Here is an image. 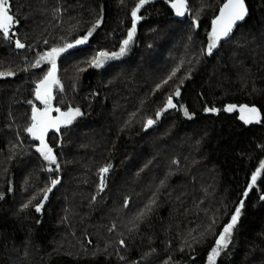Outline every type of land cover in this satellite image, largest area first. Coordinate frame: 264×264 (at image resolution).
I'll list each match as a JSON object with an SVG mask.
<instances>
[{
    "label": "trees",
    "instance_id": "trees-1",
    "mask_svg": "<svg viewBox=\"0 0 264 264\" xmlns=\"http://www.w3.org/2000/svg\"><path fill=\"white\" fill-rule=\"evenodd\" d=\"M140 1L8 0L14 24L8 38L0 34V264H115L88 250L98 239L93 222L107 216L100 199L109 187L100 188L102 195L95 191L96 200L87 192L90 181L108 174L100 169L97 177L92 170L105 165L116 136L121 145L110 154L117 174L112 198L130 176L115 245L126 257L118 264H264V0H244V19L211 54L212 21L226 0H185L190 14L184 21L174 17L176 0H151L142 12L143 48L127 61L131 71L123 61L103 69L90 65L88 56L118 49L128 39ZM169 22L176 28L166 39L164 28L159 34L155 28ZM188 32L196 45L187 43ZM53 48L66 51L55 61L59 83L51 90V115L59 116V108L79 109L80 116L70 127L46 132L56 158L50 166L27 129L33 107L45 108L36 89L52 67L41 57ZM156 50L160 63L150 57ZM151 88V103L144 106L151 107L148 121L154 124L143 132L130 112L135 103L143 106ZM169 97L173 110L166 109ZM242 107L258 108L262 120L245 122ZM123 124L128 133L120 134ZM169 171L170 181L162 177ZM162 184L167 191L151 212ZM135 208L140 213L131 214ZM237 209L227 245L209 259ZM77 225L78 237L72 232ZM79 243L83 257L74 251Z\"/></svg>",
    "mask_w": 264,
    "mask_h": 264
},
{
    "label": "rangeland",
    "instance_id": "rangeland-1",
    "mask_svg": "<svg viewBox=\"0 0 264 264\" xmlns=\"http://www.w3.org/2000/svg\"><path fill=\"white\" fill-rule=\"evenodd\" d=\"M149 3H151V0H144V2H143V4H141V1H140V3H139V10L137 11V17H138V19H135V32H134V34H133V37H132V40L129 42V44L126 46V48H125V51H124V53L123 54H120V50H121V48L122 47H125L124 46V44H123V42L125 41V40H127V38L121 43V45H120V47L118 48V49H115V50H112V51H108V52H106V51H100V52H98L96 55H92V56H88L87 58H86V60L87 61H89L90 62V65H92V66H94L95 68H97V69H103V68H105L107 65H109V64H111V63H114V62H124V63H126L127 61H129L130 60V57L134 54V51H135V48L137 47V48H143V38H142V40L140 39V35H141V33H140V30H141V26H142V23L146 20V17H144V15L142 14V12L143 11H146V7L148 6V4ZM137 9V6H135L134 8H133V10H132V12L134 11V10H136ZM197 11H198V8H197ZM190 14V13H189ZM131 17H132V22L130 23V29L128 30V33L132 30V28H133V23H134V18H133V16H132V13H131ZM175 17V16H174ZM176 18V17H175ZM184 26V28H187L188 27V25L187 24H184L183 25ZM162 28H164V30L166 31V39H170V38H172V32L174 33V29L176 28V25L174 24V22L172 23V22H169L168 24H165L164 25V27H160V28H155V29H157L156 30V32H157V34H159V32H160V29H162ZM153 30V28L151 29V28H149L148 29V32L146 33V35H150L151 34V31ZM191 31V30H190ZM155 32V33H156ZM178 32H180L179 30H178ZM158 38V37H157ZM181 38V42H183V39H182V37H180ZM210 38H211V42H212V31H211V35H210ZM164 39V38H163ZM188 41H193V45H196L197 43H195L196 41H195V38L193 37V35L190 33V32H188V35H187V43H188ZM150 42H152V40L151 41H148V42H146L145 44H146V46H145V48H148V47H150L149 46V43ZM210 42V43H211ZM151 44V43H150ZM190 48H191V46H189ZM201 47H202V45H201ZM172 49H173V47H172ZM66 51V49H63V51H61V52H59L56 56H55V61H57V58L59 57V56H61V54L63 53V52H65ZM212 51H213V49H212ZM211 51V52H212ZM107 53V56H103V57H101L100 56V53ZM160 53L161 52H158V50H156V52H154L150 57H152V58H154V59H158V63H160ZM114 54H116V55H114ZM144 56H146V57H148V54H144ZM85 60V61H86ZM97 60H100L101 61V63H100V65L99 66H95V62L97 61ZM141 62L142 63H144V62H146L145 61V57H144V59L143 60H141ZM128 64L125 66L127 69L125 70V71H131L130 69H128V67L129 66H131V65H129V63L130 62H127ZM151 66V65H150ZM149 66V67H150ZM147 69L148 67H142V66H140L139 65V70L141 69ZM134 70H136V69H134ZM118 72V71H117ZM138 71H136V73H137ZM116 73V72H115ZM135 73V71H133V74ZM125 76V74H124V71H123V69H121L120 70V72L118 73V75H117V80L115 81V82H117L119 85H121V83H122V80H124V79H122L123 77ZM122 79V80H121ZM114 82V83H115ZM118 85V86H119ZM150 91H152V92H150V94L148 95V96H150V95H153V89L151 88V90ZM151 97L152 96H150V97H148V99L145 97L144 99H143V102H142V105L143 106H141V107H139V106H137L138 105V103H135V106H133V107H131V112L130 113H132V109H133V114H132V116L135 118V122L133 121V120H131L130 122L132 123V121H133V123H137V127L139 128L140 126V128H142V131L143 132H146V127H147V129L148 128H151V127H149V126H147L148 125V114L150 113V109H151V107H146V106H144V103H145V101L147 102V103H151L150 102V100H151ZM140 98V97H139ZM135 100H136V96L134 97V99H133V102H135ZM140 100H142V99H139V102H140ZM134 104V103H133ZM137 107H139V108H137ZM136 109V110H135ZM73 110V109H72ZM152 112V111H151ZM79 116L80 115H78V116H76L73 120H72V122L70 123V124H61L62 126H64V127H70L73 123H74V121L75 120H77L78 118H79ZM130 117H131V115L130 114H128V119H130ZM126 124H127V122H126ZM154 124V123H153ZM129 125V124H128ZM127 125V126H128ZM166 127V126H165ZM118 133H120V134H124V133H128V128L127 129H124V124L123 125H121V126H119V132ZM119 137V136H118ZM118 137L116 136L115 138H114V140L111 142V145H109V146H107V149H108V147H109V149H108V151H105V153H106V161H105V165H102V166H98L97 167V165L95 166V170H92L93 172H92V174H94L95 172L97 173V177H98V173H99V170L100 169H104V168H107L108 169V171L106 172V173H108V174H105V176H103L102 175V177L103 178H101L100 180H98L97 179V181H96V179L94 180V181H96L95 183H94V181L93 182H89L88 183V185H89V191L87 192L88 193V197L90 196H92V198L93 199H95L96 200V196H98L97 194H95V196H94V192L95 191H97V192H100V195H102L104 192L103 191H100V188H102L103 187V185H108V187H109V190H108V192L106 193V195L102 198V199H100V201H101V207L103 208V209H105L106 210V212H107V216H106V214L105 215H102L100 218H99V216H98V220H97V222L95 221V222H93V224L92 225H94V228H95V230L94 231H96L97 232V235H96V237L98 238L97 239V242H96V244L94 245V248H92V249H88L89 250V252H90V254L93 256V257H95V258H100V257H104L105 259H112L113 260V262L115 263V264H118L119 262H124V257H126V253H125V255L124 254H122L123 252H121L120 250H117L116 248H115V245H116V239H117V237H116V233H118V232H120V226L118 227V222H120V220H121V215H122V200H123V198H124V195L123 194H125L124 192H126V188H127V186H128V184H129V181H130V176H129V174L128 175H126L122 180V183H123V187H122V189H119L120 191H116L114 194H113V198H112V191H115L114 190V185H113V181H112V179H116V177H117V174H115V172H116V167L114 166L115 164L114 163H112V161L110 160V154H111V152L113 151V149L114 150H117L118 149V147H120V145H121V143H120V141H118ZM49 147V146H48ZM50 148V147H49ZM104 148V147H103ZM102 148V149H103ZM102 149H97V152H99L100 153V155H102ZM134 154V153H133ZM99 158H100V156H99ZM109 159V160H108ZM47 161V163H49L50 164V166H52L53 165V163H51L50 161H48V160H46ZM109 161V162H108ZM107 162H108V164H109V166H107L106 167V164H107ZM107 164V165H108ZM50 166H49V168H50ZM168 177L166 176V174L164 173L163 175H162V177H165L166 179H168L169 181H170V179H171V177H172V172L171 171H169L168 173ZM52 186H53V183H52ZM53 188V187H52ZM119 188V187H118ZM163 189H166L165 187H163V184H162V186H161V189L160 190H157L156 191V193H155V196H156V198L154 197L153 198V202H152V204H151V206L150 207H148L147 208V210H152L151 212H153V211H155V209H157L158 207H160V205H161V202L159 201V194L160 193H163V192H166L167 190H165V191H163ZM87 190H88V186H87ZM92 190V191H91ZM96 193V192H95ZM127 193V192H126ZM94 196V197H93ZM87 197V199H85L87 202H88V198ZM100 197V196H99ZM48 198H49V196H46V198H45V201L43 200V202H42V205H44V203L45 202H47V200H48ZM76 198H78V197H76ZM85 198V197H84ZM92 198H90L89 199V202L92 204V203H95V202H92L91 201V199ZM156 199H157V203H156ZM94 200V201H95ZM104 206V207H103ZM156 206V207H155ZM134 211H137V212H139L140 213V210L139 209H136L135 208V210L133 209L132 210V212H131V214H133V212ZM109 212V213H108ZM145 214H147L146 212H144V211H142L141 212V216H143V215H145ZM128 215V214H127ZM90 220V219H89ZM87 221V220H86ZM83 228L84 227H82V226H80V229H82V231L84 232V230H83ZM78 229H79V226L77 225L76 227H74V229H73V233H76V231H78ZM79 234H80V232L78 231L77 233H76V237H78L79 236ZM124 236H126V235H123V234H121V237H124ZM102 237H104L103 238V241L100 243V238H102ZM120 238V236L118 235V239ZM81 248H80V243L78 244V245H76V246H74V251H76V255L78 256V255H80V257H83L82 256V254H81V250H80ZM219 251V250H218ZM88 252V251H87ZM98 252V253H97ZM220 252V251H219ZM80 253V254H79ZM83 253V252H82ZM96 253H97V255H96ZM150 253L151 252H149V251H144V256H146L147 257V259H146V261L148 260V257L150 256ZM123 259V260H122ZM148 262H146V264H147Z\"/></svg>",
    "mask_w": 264,
    "mask_h": 264
},
{
    "label": "snow or ice",
    "instance_id": "snow-or-ice-1",
    "mask_svg": "<svg viewBox=\"0 0 264 264\" xmlns=\"http://www.w3.org/2000/svg\"><path fill=\"white\" fill-rule=\"evenodd\" d=\"M144 0H141V4H143ZM172 7L176 9L177 15H183L184 14V7H185V0H176L172 4ZM139 10V6H137V9L132 12V16L134 18L133 28L128 33V39L123 42L125 47H122L120 50V54H123L125 51L126 46L129 44V42L132 40L133 34L135 32V19H138L137 17V11ZM247 14V9L244 3V0H226V2L223 4V6L219 10V15L212 21V42L208 46L209 54H211V51L213 48L217 46L219 41L222 38H225L229 35V33L232 31L234 25L237 21L243 20L245 15ZM14 24V17L12 14H10V6L8 4V0H0V34H2L3 38H8L10 29ZM91 33H89L90 35ZM87 38L85 37V40ZM84 40H78L77 43H84ZM16 47L23 48L24 45L21 44L19 41H16ZM71 47V45H70ZM63 51V49H56L53 48L51 52L46 53L45 56H42V60H48L52 67L51 70L47 73L44 80L41 81L40 84L37 85L36 89V99L39 100L42 104L45 105V108L43 111H40L39 109L33 107V114H32V125L27 129L28 133L32 135L34 139H37L40 141L41 147L37 149L43 155L45 160L50 161L51 163H56V158L53 155L52 149L47 146L44 140V136L49 128H55L59 130V127L61 124H70L72 120L80 115L79 109H69L68 112H60V109L57 108L54 111L59 112V116L53 117L51 115V112L53 109L50 107V100H51V89L54 84L59 83V81L56 79V63H55V56ZM116 55V54H114ZM100 56H107V53H100ZM101 63L100 60H97L95 62V66H99ZM2 75V74H0ZM8 75H11V73H8ZM176 95H179V90H177ZM168 107H175V105L172 103V98L169 97L168 99ZM232 110L229 108V111ZM242 112H246L247 116H242V119H245V122H251L252 120H256L259 122L258 117L259 113L255 108L251 109H241ZM185 115H187V112H185ZM153 121L149 120L148 124L151 125ZM103 172H107L108 169L104 168L102 169ZM253 183L256 181V175L252 177ZM58 183V181L54 180L53 185ZM46 198V197H45ZM40 208L37 207V211H39ZM239 215V209L236 211V215L232 217V223L228 224L222 234L217 240V248L213 249V254L209 259H214L216 256L219 255L218 248L220 246H226L227 245V237L231 232L232 227L236 223L237 217Z\"/></svg>",
    "mask_w": 264,
    "mask_h": 264
},
{
    "label": "water",
    "instance_id": "water-1",
    "mask_svg": "<svg viewBox=\"0 0 264 264\" xmlns=\"http://www.w3.org/2000/svg\"><path fill=\"white\" fill-rule=\"evenodd\" d=\"M175 2H176V1H175ZM172 4H173V3H172ZM172 4H171V8H172V10H173V13H174V16L176 17V19L179 20V21H184V20H186V19L188 18V16H189V6H188V3L185 1V7H184V9H183V11H184V14H183V15H177V14H176V9H174V8L172 7ZM241 21H242V20L236 22V24L234 25L232 31L229 33L228 36H232V35L235 33V31L237 30V28H238V26L240 25ZM52 88H53V86H52ZM51 90H52V89H51ZM172 103L174 104V100H173V99H172ZM174 105H175V104H174ZM175 107H176V105H175ZM175 107H168V104L166 105V109H167V110H173ZM254 108H255V107H254ZM241 109H251V108H246V107H242V108H240V109H239V111H240V115H241L240 118H241L242 116H247V113H246V112H242ZM255 109H256L257 112L259 113L258 120H259V122H260V121L262 120L261 112H260V110H259L258 108H255ZM251 123H252V124H257L258 122H257L256 120H252ZM152 126H153V123H152L151 125H149V127H152Z\"/></svg>",
    "mask_w": 264,
    "mask_h": 264
},
{
    "label": "flooded vegetation",
    "instance_id": "flooded-vegetation-1",
    "mask_svg": "<svg viewBox=\"0 0 264 264\" xmlns=\"http://www.w3.org/2000/svg\"><path fill=\"white\" fill-rule=\"evenodd\" d=\"M245 120V119H244Z\"/></svg>",
    "mask_w": 264,
    "mask_h": 264
}]
</instances>
